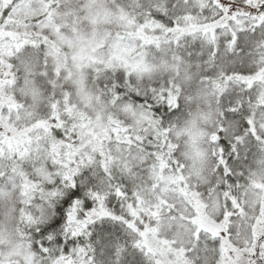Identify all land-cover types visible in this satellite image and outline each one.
Returning a JSON list of instances; mask_svg holds the SVG:
<instances>
[{"label": "snow or ice", "instance_id": "obj_1", "mask_svg": "<svg viewBox=\"0 0 264 264\" xmlns=\"http://www.w3.org/2000/svg\"><path fill=\"white\" fill-rule=\"evenodd\" d=\"M0 264H264V0H0Z\"/></svg>", "mask_w": 264, "mask_h": 264}]
</instances>
